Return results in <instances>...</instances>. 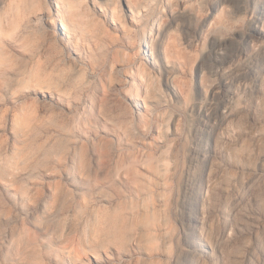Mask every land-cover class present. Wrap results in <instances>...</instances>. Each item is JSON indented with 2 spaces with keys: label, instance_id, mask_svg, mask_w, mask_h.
<instances>
[{
  "label": "rangeland",
  "instance_id": "1",
  "mask_svg": "<svg viewBox=\"0 0 264 264\" xmlns=\"http://www.w3.org/2000/svg\"><path fill=\"white\" fill-rule=\"evenodd\" d=\"M259 1H230L247 23L219 20L186 103L159 50L204 18L176 0H0V264H264Z\"/></svg>",
  "mask_w": 264,
  "mask_h": 264
},
{
  "label": "bare ground",
  "instance_id": "2",
  "mask_svg": "<svg viewBox=\"0 0 264 264\" xmlns=\"http://www.w3.org/2000/svg\"><path fill=\"white\" fill-rule=\"evenodd\" d=\"M203 1L207 2L206 3L207 8L205 10L203 8L200 9V6L203 3ZM230 1L231 0H176V2L174 4H171L169 6V9L167 11V12H169V14L173 15L177 10H179L181 12H189L190 14H193V19L196 20V22L198 24L201 22L202 18H204V20L202 21V25L200 27V30L196 31V35L194 34L195 37L191 40L190 45L187 47L184 45V43H182L183 41H181L180 35L178 33V31H179L178 27L180 26L179 18L178 17L174 18V23H173L174 27H171L169 29L168 34H167V40H165V42L162 44L163 47H161L159 50L161 55L164 56V58L167 60L168 63L171 62L169 59L170 58L169 53L174 52V62L173 63L177 68V72H176V76H175L176 81H175L174 85L177 87L176 89L181 94L180 102H184V101H187L186 103L189 102V99L191 97V91H192V84H191L192 79L189 80V83H188V81L184 80V77H185V75H188L189 78L193 77V75H194V63L196 61L197 55H198L199 51L201 50V48L204 45H206L208 35H210V33L213 30L218 29L217 25L219 23H222L219 20H221L222 18L227 19V21L229 23H232L233 26H234V24H236V25H241L244 27V25L247 23V15H248L247 12L246 11L245 12H240V11L236 12L237 9L232 8V6H231L232 2L230 3ZM263 2H264V0H263ZM259 3H260L259 0H251L252 10L253 9L255 10V8H257V6L259 5ZM234 5H235V3H234ZM40 16H41V14H40ZM43 19H44V21L52 22L50 17L49 18H43ZM161 19H162V16L157 18V16L155 17L153 15L152 26L154 28V34H155V32L157 33V31H159V29H160ZM58 20H59V18H58ZM261 21L263 22V25H264V17L261 18ZM147 26L148 25L143 24L142 28H146ZM63 29L66 31H70L69 34L65 33L66 36L69 38V40L67 42V46L71 50H73V51L77 52V54H79L78 50H80L81 47H80V44L74 38H71V36H70L71 29L66 27V25L64 23H63ZM229 31L233 33L235 31H239V30L237 28L232 27ZM151 34H153V33H151ZM260 34L262 35V37H264V28L260 30ZM150 35L145 34V36L143 37V40H142L143 45L151 47ZM171 37L174 40L172 45L169 43V38H171ZM148 51L150 54V50H148ZM151 53L154 54L153 51ZM143 57L146 59L148 58L151 65H154V66L157 65L158 61L155 57H150V56H143ZM183 58H186L185 61L182 60ZM238 58H240V56L237 54L232 59L226 61L225 66H227V65L229 66V65L234 64L238 60ZM139 64H142V62L140 61ZM206 80H207L206 75H203L201 83L206 84ZM184 86H187V88H188L187 89V96L186 95L184 96V92H185L183 89ZM126 96H127L128 100H131L135 104V106H139V107L142 106V104L139 101V97L136 96L134 93H127ZM182 96H183V98H182ZM147 102L152 105L154 103V100L148 99ZM231 115H238V114L234 113Z\"/></svg>",
  "mask_w": 264,
  "mask_h": 264
}]
</instances>
